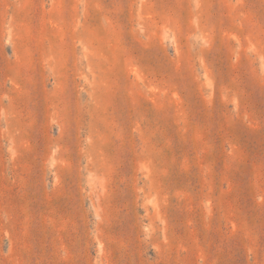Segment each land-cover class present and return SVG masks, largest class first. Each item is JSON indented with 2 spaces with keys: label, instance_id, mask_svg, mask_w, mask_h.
Returning <instances> with one entry per match:
<instances>
[{
  "label": "rangeland",
  "instance_id": "rangeland-1",
  "mask_svg": "<svg viewBox=\"0 0 264 264\" xmlns=\"http://www.w3.org/2000/svg\"><path fill=\"white\" fill-rule=\"evenodd\" d=\"M0 264H264V0H0Z\"/></svg>",
  "mask_w": 264,
  "mask_h": 264
}]
</instances>
